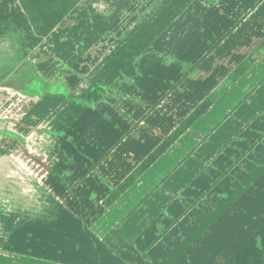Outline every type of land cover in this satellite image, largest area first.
Listing matches in <instances>:
<instances>
[{"label":"crops","instance_id":"crops-1","mask_svg":"<svg viewBox=\"0 0 264 264\" xmlns=\"http://www.w3.org/2000/svg\"><path fill=\"white\" fill-rule=\"evenodd\" d=\"M9 146L47 148L52 160H68L65 181L77 175L87 189L74 194L50 178L39 185L36 163L28 196L102 200L67 209L100 214L77 230L63 220L25 219L39 205L19 193L10 210L0 205V264H264V0H82L47 37L35 33L19 0H0L3 189ZM23 161L16 160L21 176ZM183 182L179 203L165 202Z\"/></svg>","mask_w":264,"mask_h":264},{"label":"rangeland","instance_id":"rangeland-1","mask_svg":"<svg viewBox=\"0 0 264 264\" xmlns=\"http://www.w3.org/2000/svg\"><path fill=\"white\" fill-rule=\"evenodd\" d=\"M10 119H15V117H8L7 120ZM9 137H13V139H15L14 137H16L15 133L8 134ZM25 141L27 139H24ZM21 143H23V140H19ZM10 144V141H9ZM24 145H26L27 147V143H25ZM59 147V149H61V146H57ZM16 150H18L19 152L16 153ZM26 150V151H25ZM31 149H24L23 151L21 149H16V146H9L8 148V159L12 161L11 165L9 166V175H8V179H7V188L4 189L1 188L0 186V190L2 189L3 191H0V205H2L3 209H11L13 208V205L15 203V198L16 196L20 193L21 196L20 199L22 201H24L25 204L26 201L28 199L31 200H37V204L39 205V209H37L36 212H24V215H27L28 217L25 216V219L27 218H32V220H63L66 221L68 223H73V226L71 228H76L77 230L81 229L83 226H85V221L86 220H91L93 219V217L95 215H99V213H96L95 211L93 212V209L95 208H90V209H86L84 211V204L85 203H89L91 205H94L92 207H97L100 203L102 198H97V197H82V196H78V195H70L69 197L67 196H50V197H46V196H39L35 195L36 197L33 196H28L30 195V190L33 187V182H32V172L35 171L33 170V168H36V163L40 164L39 166H37L38 172H39V177L42 178V181H39V185L42 184H46V181L49 180V178L51 179L50 183H52V180L55 182V184L57 186H61L64 187L65 184H68V189L69 190H65L63 188V190L65 191H69L72 193H76L78 192V190L75 189L76 186H78L79 189H81L82 191H86L87 189H84L82 187V185L78 182L79 180H77V175H75L74 177H76V179H67V181H65V176H68V178L71 176L72 171L66 166L67 161L68 160H56L53 158H49L48 154L46 156V150L47 148L42 150H39V153H31L30 152ZM63 151H66L64 149H61ZM68 155V153H67ZM16 160H24V163H29L28 165L24 164V171H23V176H21L19 173H17L16 171ZM45 160V161H44ZM51 161V168L50 169V165H47L48 163L46 162H50ZM62 161H66L65 163H62ZM35 163L34 165H32V163ZM11 169V171H10ZM68 172V173H66ZM37 173V172H36ZM59 176L62 179H58ZM214 176V174L212 175V177ZM38 177V176H36ZM56 177V178H55ZM44 178V179H43ZM178 178V177H175ZM210 180V179H208ZM179 181V179H178ZM172 181H168L167 184H172ZM204 182V181H203ZM202 182V186L201 189L204 188L207 190V188L205 187V185ZM207 182V181H205ZM4 183V182H2ZM179 185V184H178ZM168 186H166L165 190H167ZM184 187V182L182 183L181 188L177 187L176 190H174L172 188L173 193H175L177 195V197L175 196H168V198H166L165 202H167L168 204L173 202L174 203H179V200L175 199V198H179L180 199V190H183ZM42 190V189H41ZM41 190H39V193L41 192ZM209 190V188H208ZM207 190V191H208ZM23 191V192H22ZM206 191V192H207ZM37 191H34V194ZM46 192V191H45ZM47 193V192H46ZM185 193V192H184ZM179 194V195H178ZM183 194V193H181ZM35 203V202H34ZM75 206V207H74ZM75 208H79L81 209L79 212H69V210H74ZM92 209V211H90ZM2 212H7L5 210H2ZM204 217L207 216L206 214L203 215ZM21 218V217H20ZM22 219V218H21ZM82 222V223H81Z\"/></svg>","mask_w":264,"mask_h":264},{"label":"trees","instance_id":"trees-1","mask_svg":"<svg viewBox=\"0 0 264 264\" xmlns=\"http://www.w3.org/2000/svg\"><path fill=\"white\" fill-rule=\"evenodd\" d=\"M82 0H19L29 21L40 37L49 36ZM247 63V64H246ZM231 76L235 81L249 67L246 62ZM216 95L201 103L150 155L135 171L115 188L104 200L106 206H112L178 139L213 105Z\"/></svg>","mask_w":264,"mask_h":264}]
</instances>
